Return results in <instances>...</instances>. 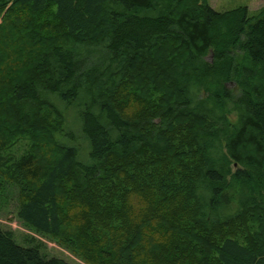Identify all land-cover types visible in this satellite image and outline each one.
Listing matches in <instances>:
<instances>
[{
  "label": "trees",
  "instance_id": "trees-1",
  "mask_svg": "<svg viewBox=\"0 0 264 264\" xmlns=\"http://www.w3.org/2000/svg\"><path fill=\"white\" fill-rule=\"evenodd\" d=\"M57 100L81 108L89 162L58 138ZM13 197L32 235L0 226V264H71L41 238L86 264H264V8L0 0Z\"/></svg>",
  "mask_w": 264,
  "mask_h": 264
},
{
  "label": "rangeland",
  "instance_id": "rangeland-1",
  "mask_svg": "<svg viewBox=\"0 0 264 264\" xmlns=\"http://www.w3.org/2000/svg\"><path fill=\"white\" fill-rule=\"evenodd\" d=\"M210 6H212L217 11L230 10L238 6H246L249 14L256 13L260 9L264 8V0H207ZM90 55H95L98 57L96 59L99 62L102 58H99L102 49L97 48L92 50ZM209 58V57H208ZM57 96V95H55ZM57 104L64 111L66 122L62 131L57 135L58 138L65 144L75 145L78 148V159L82 162H89V146L88 139L84 135L81 129V119H80V107H77L75 103L64 105L60 101H56ZM231 119L234 120L235 114L231 113ZM23 144H26V140H20L17 144L12 146L9 150L10 153L19 155L25 149ZM23 145V146H22ZM15 200L14 197L8 200L5 204H0V226L13 231L15 239L19 243L26 241L27 237L32 235L29 231L15 216ZM45 243L46 251L49 255L63 258L71 264H86L77 255L71 253L64 247L60 246L53 240L47 238H41Z\"/></svg>",
  "mask_w": 264,
  "mask_h": 264
}]
</instances>
